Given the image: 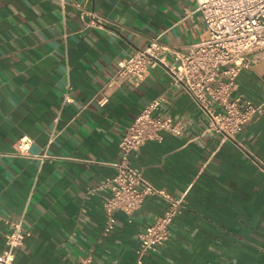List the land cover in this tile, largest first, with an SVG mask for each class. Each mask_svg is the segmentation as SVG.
Segmentation results:
<instances>
[{
    "label": "crops",
    "instance_id": "crops-1",
    "mask_svg": "<svg viewBox=\"0 0 264 264\" xmlns=\"http://www.w3.org/2000/svg\"><path fill=\"white\" fill-rule=\"evenodd\" d=\"M197 0H0V214L23 217L29 229L14 251L18 264H264V111L234 137L163 67L133 85L117 78L118 61L153 36L187 50L207 35ZM91 12L105 27L90 24ZM238 73L233 95L264 100V48ZM74 96L63 104L67 86ZM166 94L159 112L184 123L163 131L130 160L154 185L186 194L171 235L138 263L140 233L166 200L149 195L132 214L117 210L104 233L98 185L117 171L128 125L146 103ZM107 97L104 104L99 99ZM54 139L49 142L52 133ZM43 161L14 154L23 135ZM9 226L0 219V253Z\"/></svg>",
    "mask_w": 264,
    "mask_h": 264
},
{
    "label": "built area",
    "instance_id": "built-area-1",
    "mask_svg": "<svg viewBox=\"0 0 264 264\" xmlns=\"http://www.w3.org/2000/svg\"><path fill=\"white\" fill-rule=\"evenodd\" d=\"M197 9L207 27V35L189 45L187 50H174L167 46L160 35L153 36L148 44L118 61L117 78L133 85L140 83L152 68L163 66L172 76L171 85L187 90L208 114L213 128L225 137H234L247 121L264 111V100L255 103L234 96V86L240 70L256 60L253 52L264 48V0H197ZM90 24L104 28L103 19L91 12ZM68 85L62 103L74 100ZM166 100L164 92L144 105L128 125L119 142L121 157L114 162L116 174L102 181L98 187L109 190L104 201L106 220L104 233L116 225L117 210L132 214L149 195L163 197L167 206L140 233L137 249L138 263L150 250H157L171 235L175 217L186 207V194H171L150 182L135 168L131 154L147 140H161L163 131L182 134L184 123L171 115L159 112ZM106 96L99 99L100 104ZM56 133H52L51 142ZM33 138L23 135L14 144V154L37 157L42 161L51 156L48 150L32 153ZM264 168V164H263ZM9 226L6 248L0 253V264H18L14 251L24 244L30 233L23 217L14 218L0 214ZM75 264H93V255L86 254Z\"/></svg>",
    "mask_w": 264,
    "mask_h": 264
}]
</instances>
